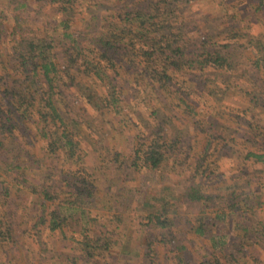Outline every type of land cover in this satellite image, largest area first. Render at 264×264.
Returning a JSON list of instances; mask_svg holds the SVG:
<instances>
[{"label": "rangeland", "instance_id": "374dc122", "mask_svg": "<svg viewBox=\"0 0 264 264\" xmlns=\"http://www.w3.org/2000/svg\"><path fill=\"white\" fill-rule=\"evenodd\" d=\"M157 2L166 0L74 1L61 11L52 0H0L1 102L5 87L31 85L29 63L54 65L52 93L37 71L27 114L0 131V264H84V238L98 248L92 264H264V162L248 156L264 150V0H168V25L146 33L191 51L213 33L234 53L232 71L181 55L168 63L169 52L148 54L127 37L112 65L99 58L95 40L109 21ZM27 39L44 56L27 58ZM59 132L72 154L48 142ZM154 138L158 167H132L133 149ZM185 187L205 197L188 201ZM161 205L168 228L147 216Z\"/></svg>", "mask_w": 264, "mask_h": 264}, {"label": "trees", "instance_id": "16d2710c", "mask_svg": "<svg viewBox=\"0 0 264 264\" xmlns=\"http://www.w3.org/2000/svg\"><path fill=\"white\" fill-rule=\"evenodd\" d=\"M58 6V8L63 10L70 11V4L74 1H80L85 4L92 3L93 0H52ZM168 0H166L165 4H160L157 2V5L154 7H136L132 12L126 11L123 17H119L118 19H114L109 21L105 27L107 31V37H99L95 40V43L98 44V55L100 59H103L104 62H109V65H112L114 62V51L117 49L120 50L119 43L121 39L127 37V39L133 41H142L145 43L146 48L149 50L147 53L152 54L159 50L158 54H163L165 51L169 52V55H165L168 63H174L178 56H183L186 59V62L192 65V62L196 63L197 67L200 69L206 65L214 66L219 69H223L225 71H232L237 62L233 57L232 52L226 51L222 52L221 46L216 43L213 39V33H210L209 37H204V39L200 40V43L197 48L193 47L192 51L189 49H185L184 45L178 44L176 45L175 41L172 37H166L163 40V44L160 45L161 41H150L148 32L158 30V28H163L168 24V16L172 12V9L168 7L166 4ZM165 16V18H161V16ZM160 18V19H159ZM147 22V23H146ZM62 26L65 28L67 26L65 21H61ZM167 24V25H166ZM215 34V33H214ZM63 35H69L66 31H64ZM230 37V36H229ZM23 42V41H22ZM191 44L190 41H187ZM23 52L27 58H32L37 55L40 58L44 56L43 47L40 43L33 42L30 39L25 40L22 44ZM158 48V50H157ZM187 48V46H186ZM72 49L79 53L80 48L76 45H72ZM78 50V51H77ZM185 50V51H184ZM186 51L188 55H186ZM198 51V52H196ZM74 52V54H75ZM175 57L172 59V55ZM195 54V55H194ZM66 62L68 64H72V56L70 53H65ZM116 58V57H115ZM36 61L29 63V70H31V75L29 76V81L31 85H18L19 88L16 87H5V96H8V100L1 102L0 100V131L5 122H10L12 119L19 120L21 117L27 114L26 106L24 107L25 101H28L27 97L29 93H34L38 91V85H34L33 79L35 78V74L37 71H40V74L43 76L45 81L49 84L47 85L46 94L52 93V85H50V78L48 74L50 70L53 69L54 65L49 61H39V59H35ZM255 66L258 68L260 65L258 62H255ZM68 64H66L65 69L68 70ZM69 72V71H68ZM164 74V73H163ZM50 95V94H49ZM47 95V96H49ZM4 96H0L2 99ZM46 104L50 108V114L54 118L58 116L56 108L52 104L50 98L46 99ZM16 105V107H13ZM20 108V110H18ZM8 128V126H7ZM58 137V138H57ZM58 140V145L61 148L66 149L70 154H72V146L73 143L69 138H66L63 132H59L58 136L53 137L51 143H55ZM161 144V143H160ZM161 145L156 141V139H151L146 144L138 146L133 149L132 157L130 158V164L134 168H146V169H155L158 167L159 163L163 158V153L159 151ZM163 147V146H162ZM50 148V147H49ZM248 156H252L256 161L264 162V150L258 151H249ZM18 167V164H12L11 168ZM46 193H44L45 195ZM182 196L188 201H198L204 198L197 189L192 187H185L182 191ZM227 205L228 207H232L235 209H239L240 199L235 200L232 199ZM167 208L161 205L159 211H152L149 213L148 219L151 223L158 228H168L171 224V220H169L168 215L165 213ZM63 217V216H62ZM65 217V216H64ZM63 217V218H64ZM2 222V219H0ZM64 220V219H61ZM58 222L53 217H51L49 221V227L55 228L58 225ZM5 224V223H4ZM7 225V224H6ZM237 225L240 231H247L248 225L245 223V219H241L238 221ZM196 232H201L200 227L195 228ZM211 246L214 248H218L220 244L223 243L222 237L220 234L216 233L213 238H211ZM80 248L82 252V257L84 264H92L94 263V259L98 254V248L96 244L91 242V238H84L79 241Z\"/></svg>", "mask_w": 264, "mask_h": 264}]
</instances>
